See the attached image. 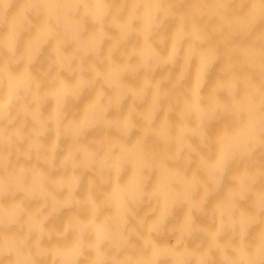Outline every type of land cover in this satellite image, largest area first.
Segmentation results:
<instances>
[{"label":"clouds","instance_id":"1","mask_svg":"<svg viewBox=\"0 0 264 264\" xmlns=\"http://www.w3.org/2000/svg\"><path fill=\"white\" fill-rule=\"evenodd\" d=\"M0 264H264V0H0Z\"/></svg>","mask_w":264,"mask_h":264},{"label":"bare ground","instance_id":"2","mask_svg":"<svg viewBox=\"0 0 264 264\" xmlns=\"http://www.w3.org/2000/svg\"><path fill=\"white\" fill-rule=\"evenodd\" d=\"M217 67H218V65H217Z\"/></svg>","mask_w":264,"mask_h":264}]
</instances>
